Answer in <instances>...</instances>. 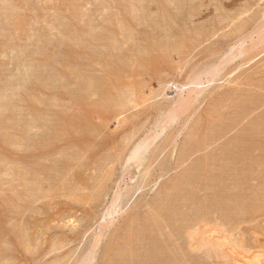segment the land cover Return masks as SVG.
<instances>
[{"label": "rangeland", "instance_id": "1", "mask_svg": "<svg viewBox=\"0 0 264 264\" xmlns=\"http://www.w3.org/2000/svg\"><path fill=\"white\" fill-rule=\"evenodd\" d=\"M263 19L0 0V264H264Z\"/></svg>", "mask_w": 264, "mask_h": 264}, {"label": "bare ground", "instance_id": "2", "mask_svg": "<svg viewBox=\"0 0 264 264\" xmlns=\"http://www.w3.org/2000/svg\"><path fill=\"white\" fill-rule=\"evenodd\" d=\"M263 20H264V19H263ZM260 27H261V24H260ZM262 28H263V27H262ZM258 30H259V28H258ZM262 31H264V30H262ZM262 31H258V32H260V34H261V33H263ZM244 37H245V36H244ZM245 38H247V37H245ZM248 39H249V38H248ZM248 39H247V40H248ZM251 39H253V38H251ZM251 39H250V40H251ZM245 41H246V40H245ZM252 42H253V41H252ZM244 44H245V43H244ZM249 44H250V43H249ZM241 46H242V45H241ZM246 47H247V46H246ZM241 48H242V47H241ZM245 49H247V48H245ZM248 50H249V48H248ZM248 50H246V51H248ZM241 52H242V51H241ZM249 53H250V52H249ZM238 54L240 55V53H238ZM241 54H243V53H241ZM246 54H247V52H246ZM244 55H245V54H244ZM242 58H243V57H242ZM227 60H228V59H227ZM227 60H226V61H227ZM218 62H219V61H218ZM228 62H229V60H228ZM226 63H227V62H226ZM226 63H223V64L226 65V66H228L229 63H227V64H226ZM217 64H218V63H217ZM221 64H222V62H221ZM221 64L219 65V67H220V66H222V67L224 66L223 64H222V65H221ZM222 67H220V68H221V69H225V68H226L225 66H224L223 68H222ZM220 68H219V69H220ZM221 69L218 70V71H215V70H212V69H211V72H212V71H215V72H214V75H215V76L213 75L215 78L218 77L216 74L218 73V75H219V71H221ZM223 71H224V70H223ZM223 71H221V72H223ZM208 73H210V68H209V72H208ZM206 74H207V73H206ZM211 74H213V73H211ZM211 74H209V76H211ZM212 79H214V78H212ZM214 80H215V79H214ZM216 80H217V79H216ZM216 80H215V81H216ZM219 80H220V79H219ZM81 81H82V80H81ZM196 81H197V80H196ZM212 81H213V80H211V82H212ZM96 82H97V81H96ZM91 83H94V82H91ZM99 83H100V81H98V84H99ZM103 83H104V82H103ZM193 83H194V85H198L197 87H200V86H199V85H200L199 83H198V84H196L197 82H196V83L193 82ZM193 83H191V85H193ZM208 83H210V82H208ZM94 84H95V83H94ZM90 85H91V84H90ZM187 85H188V84H187ZM201 85H202V84H201ZM86 86H87V85H86ZM88 86H89V85H88ZM92 86H93V84H92ZM95 86H96V85H95ZM98 87L100 88L101 86H98ZM193 87H194V86H193ZM84 88H85V86H84ZM84 88H83V89H84ZM104 88H105V86H104ZM186 88H187V87H186ZM188 88H189V87H188ZM194 88H195V90H196V86H195ZM100 89H101V88H100ZM88 90H89V89H88ZM197 92H198V91H197ZM194 93H195V92H194ZM187 94H188V91H187ZM192 94H193V93H192ZM197 94H198V93H197ZM195 95H196V94H195ZM200 95H201V94H200ZM189 97H190V95H189ZM189 97H187V98H189ZM199 97H200V96H199ZM256 97H257V100H256ZM258 97H260V96H255V98L252 97L254 100H252V98H250L252 101H251L250 99H249V101H251V102L254 101V103H255V101H258V103H259V100H263V102H264V99H262V96L259 98V100H258ZM180 98H181V100H178V102H179V105H178V106H179V108L181 109V108H184L185 106L187 107V105L191 102L190 99H191L192 97H190L189 99L183 97L184 99H186L185 101L182 100V97H180ZM228 98H231V97H228ZM263 98H264V97H263ZM193 99H194V98H193ZM231 99H232V98H231ZM188 100H189V103H188L187 105H185L184 102L187 103ZM195 100H196V98L194 99V102H195ZM197 100H198V99H197ZM229 100H230V99H229ZM178 102H177V103H178ZM251 102H249V104H250ZM261 102H262V101H261ZM261 102H260V104H261ZM263 102H262V103H263ZM192 103H193V102H192ZM192 103H191V104H192ZM195 103H196V102H195ZM191 104H190V105H191ZM256 104H257V103H255V105H254L253 107H255V108L257 109ZM252 105H253V103H252ZM252 105H251V107H252ZM261 105H263V104H261ZM192 106H193V104H192ZM257 106H258V105H257ZM188 107H190V106H188ZM188 107H187V108H188ZM243 107H246V105L243 106ZM249 107H250V105H249ZM247 108H248V107L243 108V109H245V110H242L241 107L238 108V109H239V110L241 109L242 112H243V111H246ZM238 109H237V110H238ZM253 109H254V108H253ZM188 110H189V109H188ZM239 110H238V111H239ZM241 110H240V111H241ZM248 110H249V108H248ZM248 110H247V111H248ZM250 110H251V109H250ZM184 111H186V110H183V113H184ZM238 111H235L236 113L234 112L233 114H234V115H235V114H239ZM240 111H239V112H240ZM172 113H173V112H172ZM178 113H179V112H178ZM240 113H241V112H240ZM169 114H170V113H169ZM179 114H180V113H179ZM233 114H232V115H233ZM172 115H173V114H172ZM234 115H233L232 117H235ZM236 116H237V115H236ZM165 117H166V116H165ZM172 117H173V116H172ZM176 117H177V116H176ZM236 118H238V117H236ZM236 118H234V119H236ZM259 118H260V117H259ZM259 118H256V119L259 120ZM262 118H264V117L261 116V120L263 121V123H262L261 120H260V121H259V124L262 123L260 126H259V125L256 126V123L258 124V120L255 121V120H256V119H255V120L253 121V122H255V123H253V124H255L253 130H256V129H257L258 132H259V131L262 132V131H261V129H262V130L264 131V128H261V126L264 127V125H263V124H264V119H262ZM169 119H170V118H169ZM234 119H233V120H234ZM231 120H232V119H231ZM233 120H232V121H233ZM169 121H172V118H171V120H169ZM174 121H175V119H174ZM174 121H173V122H174ZM234 121H235V120H234ZM163 123H164V122H163ZM166 123H167V122H166ZM169 124H171V123H168L167 125H169ZM253 124H252V125H253ZM79 125H80V124H79ZM82 125L84 126L83 123H82ZM169 126H170V125H169ZM78 127H79V126H78ZM252 127H253V126H252ZM255 127H256V128H255ZM258 127H259V130H258ZM85 128H86V124H85ZM87 128H88V127H87ZM87 128H86V129H87ZM165 128H166V127H165ZM260 128H261V129H260ZM81 129H82V128H81ZM260 132H259V134H264V132H262V133H260ZM215 133H216V132H215ZM242 139H243V138L239 139V141L242 140ZM259 140H260V139H259ZM262 140H263V139H262ZM252 144H253V143H252ZM258 144H259V141H258ZM260 144H262V143L260 142ZM260 144H259V145H260ZM263 145H264V144H263ZM244 146H245V145H244ZM252 147H253V146H252ZM257 147H258V146H257ZM261 147H262V146H261ZM261 147H259V148H261ZM255 148H256V146H255ZM263 149H264V147H263ZM141 150H142V148H141V149L139 148L138 150H136V152L132 155L131 160H136L137 156H139V153H141ZM245 150H246V149H245ZM249 152H251V151H249ZM254 160H256V158H255ZM262 160H263V158H262ZM203 162H204V161H203ZM203 162H202V163H203ZM256 162L262 164V163H261V160H259V159H258V161H255V164H256ZM202 163H200V164H202ZM263 163H264V161H263ZM251 169H252V167L250 168V170H251ZM234 200H235V199H234ZM234 200H233V201H234ZM235 202H236V201H235ZM255 259H257V258H254L253 260L255 261ZM247 260H251V259H247ZM248 262L250 263V261H247V264H249ZM259 262H260V260H259ZM254 263H255V262H254ZM254 263H253V264H254ZM257 263H258V261H257ZM255 264H256V263H255Z\"/></svg>", "mask_w": 264, "mask_h": 264}]
</instances>
